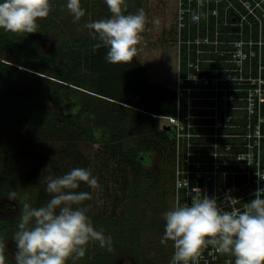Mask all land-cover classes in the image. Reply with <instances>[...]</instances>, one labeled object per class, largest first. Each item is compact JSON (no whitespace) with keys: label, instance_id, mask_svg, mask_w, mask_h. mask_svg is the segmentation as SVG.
Wrapping results in <instances>:
<instances>
[{"label":"trees","instance_id":"obj_1","mask_svg":"<svg viewBox=\"0 0 264 264\" xmlns=\"http://www.w3.org/2000/svg\"><path fill=\"white\" fill-rule=\"evenodd\" d=\"M50 2L52 11L46 19L38 21L37 32L14 34L0 30V194L10 197L15 192L13 199L20 206L26 198L30 205L39 207L50 199L44 191L47 172L43 164H48L56 177L76 167L87 168L98 178L100 187L92 189L81 183L76 191L88 192L91 196L82 205L96 216L117 219L133 179L142 170L141 164L136 152L124 148L119 134L101 141L80 117L95 111L93 99L96 97L121 105L125 110L121 116L126 120L135 121V114L141 113L150 119L153 114L171 115L175 112V95L171 84L149 82L142 65L135 59L128 64L107 62V48L96 49L98 41L90 35L62 36L57 0ZM166 32L163 29L164 41L170 40L174 45ZM49 33L57 34V38L50 47H44L41 42ZM76 92L81 93L76 113L49 108L50 101ZM75 105L73 102L71 107ZM102 125L98 114L94 126ZM161 139L164 158L168 160L171 151L165 129L160 128L153 136H142L138 143L153 149L159 147ZM59 140L69 142L70 151L77 141L91 142L90 160L76 156L70 168L61 169L51 153L43 154L36 148L41 144L35 145ZM63 151L70 153L67 148ZM35 185L37 197L31 200L28 187ZM20 212L9 216L0 214L3 242L18 230ZM142 262L147 264L144 259Z\"/></svg>","mask_w":264,"mask_h":264},{"label":"built area","instance_id":"obj_2","mask_svg":"<svg viewBox=\"0 0 264 264\" xmlns=\"http://www.w3.org/2000/svg\"><path fill=\"white\" fill-rule=\"evenodd\" d=\"M169 31L175 112L153 117L167 120L170 132L173 206L191 205L199 188L242 207L264 188L257 176H264V0H174ZM199 264L234 258L209 246Z\"/></svg>","mask_w":264,"mask_h":264},{"label":"clouds","instance_id":"obj_3","mask_svg":"<svg viewBox=\"0 0 264 264\" xmlns=\"http://www.w3.org/2000/svg\"><path fill=\"white\" fill-rule=\"evenodd\" d=\"M109 18L87 22L84 27L107 48L105 59L112 64L131 63L138 55L148 18L143 9L127 13L126 0H104ZM202 3V0H199ZM73 22L86 15L81 0H67ZM52 11L50 0H0V30L14 34L38 31V21ZM200 14L191 19L198 23ZM159 25V20L153 21ZM259 179L264 176L257 173ZM81 183L100 187L98 178L87 168L76 167L59 177H48L46 192L50 199L42 206L23 204L18 230L13 235L17 251L15 264H72L86 254L90 242L111 251L112 238L97 230L87 208L88 192L76 191ZM191 205L176 203L163 213L164 235L161 243H173L170 264H199L202 252L211 246L217 253L234 258V264H264V188L257 187L254 199L243 203L226 195L222 203L215 197L192 189ZM16 193H10V198ZM227 209V210H226ZM6 245L0 240V264H6Z\"/></svg>","mask_w":264,"mask_h":264},{"label":"rangeland","instance_id":"obj_4","mask_svg":"<svg viewBox=\"0 0 264 264\" xmlns=\"http://www.w3.org/2000/svg\"><path fill=\"white\" fill-rule=\"evenodd\" d=\"M126 2L128 5L126 14L143 9L149 21L135 60L142 65L149 82L172 84L176 66L174 45L170 40L164 41L163 29L167 30V36L172 39L169 30L174 0H126ZM66 3L67 0H57L59 13L57 20L62 26L60 27L62 36H70L72 33L76 37H87L89 30L84 27L85 23L109 18L111 15L104 0H81V6L85 9L86 15L79 22L74 23ZM155 20H159L158 26L153 23ZM56 38L57 34L49 33L41 44L44 47H50ZM80 97L81 93L76 92L50 101L49 108L74 114L80 107ZM93 101L95 111L82 114L81 122L91 127L95 136L101 141H106L113 134H119L124 148L137 153L142 170L133 179L117 219L96 216L86 207L87 215L94 227L97 230H103L105 236H111V251L108 247H101L98 242H90L85 256L77 260L75 264H141L143 259L147 264H170L172 242L161 243L166 223L163 213L173 207L170 158L168 160L164 158L162 139L159 141V147L153 149H146L138 143L142 136H153L154 132L162 128L167 120L152 116L150 119L143 113L135 114V121L126 120L121 116L125 110L121 108V105L113 103L111 99L96 97ZM73 102H76V105L71 107ZM129 112L132 111L129 110ZM98 114L101 115L103 122L100 127L94 126V119ZM148 129L153 130V133ZM167 136L170 138L169 131ZM40 144V147H36L37 150L43 154L51 153L56 165H59L61 169L70 168L77 158L90 160L93 147L91 142L85 140L75 142L73 151L69 150L71 144L69 145V142L65 140L40 142L35 145ZM64 148H67V152L70 151V153L64 154L66 152L63 151ZM43 167L47 172L46 179L56 177L48 164H43ZM28 189L32 194L31 200H34L37 197V186H29ZM48 198H50L49 194ZM25 202L30 204L26 198L23 204ZM23 204L20 206L19 202L13 198L0 194V214L3 216L19 211L21 216ZM81 207L84 206L81 205ZM12 238L13 235H10L4 239L6 264H15L14 256L17 248ZM69 264L72 262L69 261Z\"/></svg>","mask_w":264,"mask_h":264},{"label":"water","instance_id":"obj_5","mask_svg":"<svg viewBox=\"0 0 264 264\" xmlns=\"http://www.w3.org/2000/svg\"><path fill=\"white\" fill-rule=\"evenodd\" d=\"M261 182V181H260Z\"/></svg>","mask_w":264,"mask_h":264}]
</instances>
